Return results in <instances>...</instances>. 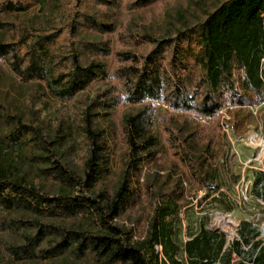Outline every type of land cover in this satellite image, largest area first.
<instances>
[{
  "label": "trees",
  "instance_id": "1",
  "mask_svg": "<svg viewBox=\"0 0 264 264\" xmlns=\"http://www.w3.org/2000/svg\"><path fill=\"white\" fill-rule=\"evenodd\" d=\"M74 1L49 26L20 16L39 0H0V73L31 90L25 105L0 92V264H264L249 222L230 248L182 229L200 191L223 190L220 112L239 131L236 112L264 104V0ZM254 188L264 199V172ZM244 247L252 261L234 262Z\"/></svg>",
  "mask_w": 264,
  "mask_h": 264
},
{
  "label": "rangeland",
  "instance_id": "2",
  "mask_svg": "<svg viewBox=\"0 0 264 264\" xmlns=\"http://www.w3.org/2000/svg\"><path fill=\"white\" fill-rule=\"evenodd\" d=\"M39 3L36 10L32 9L28 14L20 16L35 18L37 13L40 22L45 23L47 21L49 26H54L64 24L67 16L75 9L74 0H57L54 7L50 6V0H39ZM62 45L63 43L60 41L53 47L52 52H60ZM14 85L15 87H13ZM18 87L19 84H16L14 76L7 71L0 73V92H11L21 105L23 103L25 105L30 100L31 90L23 88L20 89L21 92L19 93L16 91H19ZM105 88L106 86L99 83L89 92L90 97L93 98ZM72 109V107L68 108L69 111ZM161 110L162 108L160 107L159 111L161 112ZM230 111L229 109L228 114L227 112L225 113L230 119L224 118L225 114L220 112L222 125L220 135L223 138L217 143L219 153L216 158V166L219 165L220 174L217 185L223 190L219 189V191L214 188L202 190L199 192V199L203 202L198 204L197 201H194L189 208L183 210V236L186 240V234L196 233L200 229L201 224H206L208 229L225 234L227 247L230 248L234 241L240 239L241 224L249 222L252 224V230L259 234L255 241L261 240L264 248V199L257 196L254 188L256 173L264 172V104L259 107L256 116L252 113V116L248 117V112L243 110L236 112L238 118L243 121V126L239 131L234 127L235 119ZM122 113L123 108H119L118 115L120 118ZM202 123L206 122L202 121ZM229 126L234 131L232 132L228 129L229 133H227L226 129ZM29 151L30 148L19 149L14 155V164L18 167L30 169L25 156ZM114 160H116L114 168L117 169L119 161L117 158ZM230 170L233 171L235 176L240 177L239 182L235 185ZM184 185L190 190L193 182L186 178ZM229 208H232V211H228ZM11 240H13L12 235H0V242L3 244ZM255 254L253 255V252L248 247H244L241 249V253L233 255V260L234 262L239 260L251 262ZM71 263L95 264L93 261L88 260L77 261L73 257L32 262L31 264Z\"/></svg>",
  "mask_w": 264,
  "mask_h": 264
},
{
  "label": "built area",
  "instance_id": "3",
  "mask_svg": "<svg viewBox=\"0 0 264 264\" xmlns=\"http://www.w3.org/2000/svg\"><path fill=\"white\" fill-rule=\"evenodd\" d=\"M263 69H264V59L262 60V69H261V72L263 71ZM258 109H259V107H257V108H252V113H253L255 116L258 114ZM228 110H229V109H224V110L221 111V113H222V114H225V113L227 112V114H228ZM224 118H228V119H230L229 116H228V117L226 116V114H225ZM228 129H230L232 132L234 131V130H233L232 128H230V126H229V128L226 129V132H227V133H229V130H228ZM231 140H232V139H231ZM232 142H233V141H232ZM157 249H158V250H161V247H158Z\"/></svg>",
  "mask_w": 264,
  "mask_h": 264
}]
</instances>
